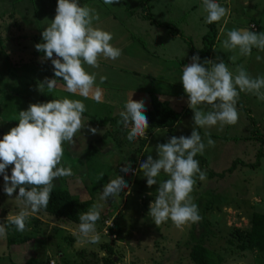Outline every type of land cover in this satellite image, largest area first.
Wrapping results in <instances>:
<instances>
[{"label":"rangeland","instance_id":"obj_1","mask_svg":"<svg viewBox=\"0 0 264 264\" xmlns=\"http://www.w3.org/2000/svg\"><path fill=\"white\" fill-rule=\"evenodd\" d=\"M81 2L83 0H79L80 5ZM96 2L103 10L111 6L104 4L103 0ZM216 2L230 9V15L226 18L227 23L222 19L220 22L207 24L205 22L207 13L203 10L202 0H149L148 2L118 0V3L113 4L112 9L128 6L131 10L128 17H124V23H121L124 26L123 31L134 30L135 34L143 36V40L139 38L137 46L132 47L128 44V50L126 49L120 59L114 62L106 59L104 64L116 63L132 66V69H135V60L139 54L133 53L140 52V46L145 45L149 49L170 47L172 51L170 50L169 56L175 55L181 65L182 54L185 56L191 54L188 42L191 41L196 51L200 50L204 44L203 36L205 34L212 36L211 29L214 28L218 35L214 40L216 63L223 60L234 75L237 65H242L252 78L264 76V51L253 47L251 55L245 57L238 54V49L230 51L222 47V42L227 39V32L230 30L246 29L256 33L264 32V0H216ZM56 5L57 0H0V138L12 128L6 127L8 122L15 123L13 127L18 124L19 111L26 110L29 104L41 103L43 93L51 95L54 100L64 97L82 100L86 106V115L82 114L86 125L98 131L93 134L88 127H85L76 134L74 143L65 142L62 165L65 167L71 165L72 175L58 178L55 180V186L66 185L69 192L80 200L91 196L96 204L101 205L104 212L107 208H111L112 212L109 213V219L105 223L100 219L96 222V229L100 234V242L97 244L88 242L78 232L80 223L55 221L44 213H33L32 215L40 220V224L22 234L34 238L37 264H50V261L53 264H60L61 257L70 263L77 262L76 251L81 249L87 254L96 252L100 256L105 255V251L100 247L104 243L109 244L116 251L115 264H193L188 257V245L193 240L189 238L191 235L195 236L192 231L197 234L205 232L206 227L203 226L205 221L209 224L208 234L210 233L206 241L207 246L222 258L220 264H264V253L259 255L251 250L240 251L236 245V238L232 235L234 228L249 227V217L253 212L264 214V146L259 153L262 156L258 165L254 168L250 167V164L256 162L261 146L260 138L254 136H264V118L262 119L264 101L259 100L257 96L252 97L248 95L249 93L241 92L237 103L243 107L236 106L239 119L235 125H225L223 128L219 125L197 128L206 147L203 154L198 153L194 159L199 162L200 169L206 172V179L201 181L198 174L194 177L196 183L191 193L193 202L198 206L201 203L202 193L207 195L211 193L217 196L215 203H220L222 200L226 205L220 203L219 207L206 210L198 207L202 219L198 223L185 226L183 230L177 228L170 219L157 227L148 213L149 206L157 195L158 184L169 177L161 172L157 178L158 184L148 187L146 178L139 170V164L148 155L154 159L158 158L156 145L166 143L169 132L156 124L149 125L147 139L137 137L129 141L127 136L131 124L126 128L123 123H117L113 127L110 124L99 127L90 123L92 119L93 121L98 119V116L103 119L109 115H118L120 112H116L114 105L111 107L103 102L98 103L93 99H84L68 93L63 90V80L55 77L56 88L49 91L46 85L40 87V83L46 78H53L44 74L43 69L38 65L45 59L44 54L36 50L35 44L43 42L41 32L54 18ZM92 6L96 7V3L94 2ZM143 9L150 10L155 22L168 23V25L159 27L145 20L142 17ZM97 24L94 23V26H98ZM250 25H255V28H250ZM158 38L165 44L154 43L158 42ZM129 53L136 58L130 56L128 62L124 55ZM233 55L237 56L234 62L229 59ZM257 56L262 59L257 60ZM208 67L211 68V65ZM50 68L54 76L52 63ZM97 73L96 84L102 90L103 96L107 91L100 83V76L108 78L107 74L112 76V72L110 73L109 65H103ZM127 74L129 83H123L132 86L131 83L135 81L132 70H128ZM110 79L105 81L109 82ZM141 84L144 85V81ZM129 91L131 90H126L123 85L118 93L119 99H114L115 102L118 105H125L131 93ZM249 99L252 101H248ZM147 101L150 103V94ZM187 108L189 111L184 113L178 120L179 123H176V127H173L172 136H190L192 128L197 127L193 121V111L188 106ZM209 110L211 109H204L205 112ZM248 111L254 116L253 125L250 124L246 114ZM11 115H14V119H10ZM105 133L109 135L103 137ZM114 136L117 142L114 141ZM209 138L215 142L214 146H207ZM233 161H236V167L231 173L226 172L223 178L208 176L209 172L225 171ZM119 162L123 167L127 166V162L134 163L135 167L128 174H117ZM11 168L10 165L6 169L9 175ZM101 173L103 177L99 178ZM116 175L122 176L129 185L131 193L126 194L127 190L122 191L116 198H109L105 202L100 199L103 188ZM3 184V176L0 175V225L5 226L8 217L16 215L21 205L15 198L16 193H13L12 197L4 193ZM113 222L119 227L116 236L107 233V227ZM11 235L12 233L7 231V236L0 238V264H10L11 261L18 264L26 259V255H21L18 251V249L22 251V248L11 249L7 246L6 238ZM231 238L233 243L230 241ZM24 248L25 252L29 253L28 247Z\"/></svg>","mask_w":264,"mask_h":264},{"label":"clouds","instance_id":"obj_2","mask_svg":"<svg viewBox=\"0 0 264 264\" xmlns=\"http://www.w3.org/2000/svg\"><path fill=\"white\" fill-rule=\"evenodd\" d=\"M103 3L113 5L118 0H103ZM202 6L207 13V24L222 19L227 23L230 9L216 0H202ZM94 21H99L95 8L81 6L79 0H57L55 16L41 32L43 42L35 44V48L44 54V59L51 61L54 77L63 80L64 91L99 103L102 102V90L96 84L97 73L87 72L84 65L99 68L100 58L116 60L122 50L110 43L113 40L112 33L94 26ZM222 47L230 51L238 49L240 56H250L253 47L264 51V32L230 30ZM190 59L191 63L183 67L180 81L197 127L192 128L190 136H171L166 143L156 145L158 158L148 155L139 164L148 187L158 184L157 178L161 172L169 177L158 184L157 195L149 206L148 213L155 225L158 227L170 219L181 230L202 219L191 196L196 183L194 177L198 174L201 181L206 179V172L200 169L199 162L194 159L198 153L203 154L206 147L197 128L235 125L239 119L236 105L241 92L251 93L264 101V76L252 78L242 65H237L234 75L223 60L216 63L205 59L201 63L196 54ZM229 59L234 62L237 56L233 55ZM256 59L261 60L262 57L257 56ZM205 65H211V68ZM55 78H46L40 87L46 85L49 91L53 90L57 87ZM106 79L100 76V83ZM132 95L133 91L124 110L119 113L121 120L117 123H123L126 128L131 124L127 136L129 141L137 137L147 139L149 123L145 115V102L133 100ZM205 108L211 110L205 112ZM85 111L82 100L67 97L32 103L26 110L18 112V124L0 138L3 191L12 197L18 189L15 198L21 205L16 215L8 217L9 224L15 226L16 231L28 230L27 223L31 215L47 208L55 187L54 181L72 175L71 165H62L65 142L74 143L76 134L85 127L93 134L98 131L86 125L82 116ZM214 144L211 138L207 140V146ZM10 165L9 175L6 169ZM120 171L124 174L133 171L131 163L127 162V166ZM102 177L103 173L99 178ZM125 190L126 194L131 193L122 176L116 175L104 186L100 199L106 202ZM100 207L94 204L79 218L78 232L92 244L100 242V234L96 229ZM6 236V227L0 225V238Z\"/></svg>","mask_w":264,"mask_h":264},{"label":"trees","instance_id":"obj_3","mask_svg":"<svg viewBox=\"0 0 264 264\" xmlns=\"http://www.w3.org/2000/svg\"><path fill=\"white\" fill-rule=\"evenodd\" d=\"M92 0H83L81 2V6L87 5ZM149 0H144V2H148ZM127 10L129 9L128 6L125 7ZM143 17L144 19L149 20L150 23L157 24L159 27H166L168 23H160L155 22L153 18L151 17L150 10L146 9L144 10ZM213 31L212 36H208V34H205L203 36L204 44L202 48L198 51L195 50L194 46L192 45L191 41L188 42V46L190 47L191 55L194 54L198 55L200 57V62L203 63L205 59H208L210 54L212 53V47L214 45V40H216V30L214 28L211 29ZM213 41V43H212ZM51 61L45 59V61H40L38 65L41 66V68L44 71V74H47L49 77L54 78L52 75V69L50 68ZM207 67V65H205ZM47 87V86H46ZM52 99L51 95H46L45 93L41 94V103L47 102ZM238 108L243 107L240 103H237L236 105ZM248 119L250 121V124H254V116L250 115V111L246 112ZM145 115L147 116L149 125H158L161 127H164L169 132L168 139L173 135L172 129L175 124V122L178 119V113L173 111L168 102L166 101H160L155 95L150 94V107L146 109ZM247 118V117H246ZM10 119H14V115L10 116ZM121 120L120 115H116L113 117H106L100 120L93 119L90 121L92 124L97 125L99 127H103L107 124H110V126L117 125V122ZM7 122L6 120H4ZM15 123L8 122L6 124V127L9 129L10 127H13ZM120 126V125H119ZM109 135V133H105L103 137L106 135ZM255 138H260V149L258 152V156L256 159V162L253 164H250V167H256L258 165V161L261 158V148L264 146V136L259 137L258 135L254 136ZM101 138L98 140L97 143ZM114 141H116V138L114 136ZM93 144V143H92ZM236 161H233L228 169L225 171L219 172V173H213L209 172V177L218 176L219 178H223L225 176V173H231L234 168ZM247 165V164H246ZM244 165V166H246ZM248 166V165H247ZM135 167L134 163L131 164V169ZM123 168L122 163H118L117 167V174L121 173L120 169ZM81 176V174H80ZM79 176V177H80ZM54 184L55 181H54ZM18 193V189L14 192ZM207 194L202 193V197H200L201 203L198 205L201 210L212 209L214 207H219V204L226 205L222 200H220V203H215V196L214 194L209 193L207 195L210 198H207ZM203 203V204H202ZM96 204L93 200V198L90 196L89 198L80 200L78 197L71 194L68 190V187L66 185H60L59 187L55 186L51 193V199L49 200L48 206L46 209H41L39 213H44L51 218H53L55 221H69L72 223H80V215L83 213H86L89 211V209ZM202 205V206H201ZM114 209V208H113ZM100 221L105 223L106 220L109 219V213L112 212L111 208H107L106 212L100 207ZM103 212V213H102ZM204 218V217H203ZM99 221V220H98ZM249 227L245 229L241 228H234L232 235L234 238H236V245L237 248L240 251H246L251 250L255 251L257 254L262 255L264 253V214L259 212H253L251 216L249 217ZM40 224V220L35 217L34 215H31L29 222L27 223V229H30L31 227H38ZM204 227H206L205 232L202 234H197L194 231H192L195 236H192L189 239H193L192 243L188 245V257L193 262V264H220L222 261V258L218 255H216L208 246H207V238H208V231H209V224L205 221L203 223ZM5 227L7 231L11 232L12 235L8 236L6 238V244L11 249L22 248V251L18 249V251L21 253V255H26V259L18 264H37L36 259V253H35V246L34 245V238L32 236L22 234L23 232H18L15 230V226L10 225L8 220L5 221ZM107 233L109 235H115L119 233V227L118 225L113 222L110 226L107 227ZM212 234V232H211ZM69 240H72L71 238H68ZM231 243L232 238L230 239ZM29 250V253L25 252V248ZM101 249L105 251V255H99L96 252H89L88 254L84 249L76 251L77 256V262L70 263L67 260H65L63 257H61L60 264H115V253L116 251L112 246H110L107 243L102 244ZM35 254H34V253ZM51 262V261H50ZM10 264H15L14 261H11Z\"/></svg>","mask_w":264,"mask_h":264},{"label":"crops","instance_id":"obj_4","mask_svg":"<svg viewBox=\"0 0 264 264\" xmlns=\"http://www.w3.org/2000/svg\"><path fill=\"white\" fill-rule=\"evenodd\" d=\"M90 2H93L92 4H94L95 2L97 8L95 6H92ZM90 2H89L90 4L87 3V5L95 8L96 12L99 14V21H94V23L95 24L98 23L97 27L112 33L113 40L110 43L114 47H117L122 50L121 57L126 51L128 44L132 45V47L137 46L138 39L140 38L143 40V36L139 34H135L134 30H130L129 32L128 30L123 31L124 26L121 25V23H124V17H128L131 10L129 9L127 10L124 6H123L124 8L117 7L112 9L111 7L113 5H111L109 8L105 7L103 10V8L98 7L99 6V4L97 3L98 1L96 2V0H92ZM135 2H138V0H135ZM219 34H221V30H219ZM157 41L158 42H154V43L165 44L162 42V40H160V38H158ZM214 46L215 43L212 47L213 51L208 57V60L217 62L214 59L216 54V50ZM140 47H141L140 52L133 53L134 55L139 54L137 58L134 57L131 53L124 55V57L127 58L128 62L131 59L130 56L136 58L135 66H134L135 69H132L133 68L132 66H124L116 63L104 64V61L106 59L100 58L99 68H92L85 64L84 65L85 70L89 73H93V72L97 73L98 70L103 65L110 66V73L112 72V76H110V74H107L108 78L109 79L111 78L110 81L109 82L105 81L104 83H102L103 88L107 91V93L102 96V102L104 104H108L111 107L112 105H114V109L117 110L116 112H121L122 110H124V105H118V103H116L114 100L118 98L119 96L118 93L122 90V86L124 85L126 87V90H131L129 92L133 91V95H132L133 100L136 101L143 100L145 102L146 109L150 107V103L147 101V98L149 99V94L155 95L158 99H160V101L168 102L170 108L179 114L178 119L173 126L176 127V123L178 122V120H180L181 116L187 111H189L187 108L188 97L187 94L184 92L182 83L180 81V77L182 75L184 65L191 63L190 58L192 57V55L189 54L185 56V54H182V59L180 60L182 64L180 65L175 55L172 57L169 56L171 53L170 47L168 48L161 47L158 49L156 48L149 49L145 45H141ZM116 60H110V61L114 62ZM208 66L210 65H207V67ZM128 70H132V75L135 77V81L131 83L132 86H130V84L123 83L129 81L127 74ZM140 77H142V80H140ZM142 81H144V85L141 84ZM248 95L252 97H256V95H253L251 93H249ZM248 101H252V100L249 99ZM83 114L86 115L85 112ZM107 117H113V116L109 115ZM263 118L264 117H262V119ZM100 119L101 116H98V119L96 120H100Z\"/></svg>","mask_w":264,"mask_h":264},{"label":"built area","instance_id":"obj_5","mask_svg":"<svg viewBox=\"0 0 264 264\" xmlns=\"http://www.w3.org/2000/svg\"><path fill=\"white\" fill-rule=\"evenodd\" d=\"M254 26H255V25H250V28H255ZM51 263L53 264V262H50V264H51Z\"/></svg>","mask_w":264,"mask_h":264}]
</instances>
